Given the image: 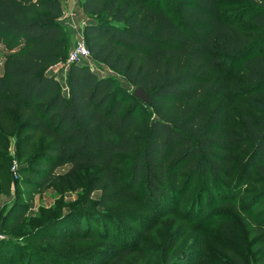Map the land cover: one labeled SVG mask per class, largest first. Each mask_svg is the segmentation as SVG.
<instances>
[{
    "label": "trees",
    "instance_id": "obj_1",
    "mask_svg": "<svg viewBox=\"0 0 264 264\" xmlns=\"http://www.w3.org/2000/svg\"><path fill=\"white\" fill-rule=\"evenodd\" d=\"M233 1L236 13L226 14L220 11L222 0H170L177 11L174 19L161 0H79L88 16L83 33L90 56L123 82L72 63L64 91L49 72L69 47L61 0H0V119L15 110L17 132L27 134L26 143L39 135L43 141L21 169L24 186L41 192L60 180L56 170L63 166L98 167L90 191L104 185L101 205L135 196L155 216L140 225L142 234L174 213L205 230L208 219L218 216L213 208H234L231 196L242 182L261 185L252 176L264 178V103L260 112L243 114L241 126L232 128L228 106L221 101L226 92L221 72L241 62L244 85L264 102V50L257 52L264 44V0ZM137 88L149 104L133 96ZM249 145H254L252 154L230 185L232 153ZM197 179L202 183L178 211ZM9 189V174L0 168V193ZM261 192L245 204L258 201ZM21 206L14 203L8 210L0 231L9 218L15 224L24 219ZM72 217L40 227L28 240L99 237L94 225H76L69 237L37 234ZM102 220L106 224L98 233L110 241L101 252L104 263L113 255L122 260L147 254L139 252L140 236L132 245L136 234L118 235L109 218ZM201 259L196 255L190 264ZM26 264H34L33 258Z\"/></svg>",
    "mask_w": 264,
    "mask_h": 264
},
{
    "label": "rangeland",
    "instance_id": "obj_2",
    "mask_svg": "<svg viewBox=\"0 0 264 264\" xmlns=\"http://www.w3.org/2000/svg\"><path fill=\"white\" fill-rule=\"evenodd\" d=\"M64 1L66 0H61V3L63 14H66L64 24L70 36L69 47L64 58L52 66L49 72L56 76L65 91L66 73L70 66L69 55L78 41L83 39L85 42L83 25L88 21V16L81 11L79 0H75L74 10L72 9L74 12L72 21L76 28L74 30L70 26L71 18L67 17L73 4L68 5ZM230 2L234 1L222 0L220 11L226 14L236 13L237 8L231 6ZM161 4L174 19H177V11L170 0H161ZM263 50L264 44L257 52ZM78 64L87 66L99 76H114L123 82V78L99 64L91 56ZM2 70L0 55V74ZM243 72L241 62L231 63L221 72L226 85V92L221 101L223 100L228 106L229 124L232 128L241 126L243 114L260 112L264 103L261 99L262 95H256L246 88L243 83ZM7 113L6 119H0V168L9 174L10 189L8 194L0 193V222L14 203L23 206L18 210H24L25 216L19 224L13 223V217L9 218L7 228L0 231V264H26L28 257L33 258L34 264H46L48 261L51 264H90L92 259L95 260V264H190L196 255H202L201 264H260L264 262V196L255 203L245 204L258 192L264 193V178L258 174H253L252 181L260 179L262 184L253 185L246 180L242 182L231 196L234 208H213L218 216L208 219L205 230H198L188 225L185 218H180L174 213L160 218L150 231L141 234L140 225L149 223L155 216L143 208L138 197L135 196L101 205L104 185L97 191H90V185L99 170L98 167L78 166L73 170L71 166H63L56 170L60 180L55 185L37 193L26 188L22 181L25 174L21 172V169H24L23 166L42 148V136L39 135L35 142L26 143L27 134L17 132L20 123L17 122V112L8 110ZM5 129H10L11 132L6 134ZM253 149L254 145H249L232 153L231 166L234 174L230 185L242 172ZM201 183V179H197L191 190L183 195L178 211H182L184 201L193 197L194 191ZM15 212L16 210L13 214ZM110 213L115 215L110 218L107 216ZM68 214L73 215L70 220L53 225L54 227L50 226L49 230L37 232V234L48 237L69 233V237L72 227L76 225H86V228L94 225L99 237L95 239L87 237L83 240L66 239L59 242L45 241L39 244L28 240L30 235L33 232L36 233L40 227L48 226L54 220L57 222ZM128 215L143 216V218L138 220ZM125 216L128 217L123 218ZM103 217L110 219L109 223L118 235L130 233L129 237L134 238L136 234L132 245L140 236L139 252L142 250L144 254H147L138 257L137 253L122 260L113 255L104 263L101 252L106 249L110 241L98 233V229L106 224V221L102 220ZM227 220L229 222L224 224Z\"/></svg>",
    "mask_w": 264,
    "mask_h": 264
},
{
    "label": "built area",
    "instance_id": "obj_3",
    "mask_svg": "<svg viewBox=\"0 0 264 264\" xmlns=\"http://www.w3.org/2000/svg\"><path fill=\"white\" fill-rule=\"evenodd\" d=\"M68 5L71 3V7L68 12H70L69 15H67L68 18H71L72 21V16L74 15V12L72 11V9L74 10V5H75V0H66L65 1ZM63 7V6H62ZM63 19H66V14H63ZM68 26V24H66ZM74 30L76 29L74 26V23L72 21L71 25H70ZM85 26V24L83 25ZM90 57V53L85 45V42L83 41V39H81L80 41L77 42L76 46L73 48V50L71 51L70 55H69V59L68 62L71 65L72 63H79L81 61H84L86 59H88Z\"/></svg>",
    "mask_w": 264,
    "mask_h": 264
},
{
    "label": "water",
    "instance_id": "obj_4",
    "mask_svg": "<svg viewBox=\"0 0 264 264\" xmlns=\"http://www.w3.org/2000/svg\"><path fill=\"white\" fill-rule=\"evenodd\" d=\"M133 96L141 99L144 103L149 104L148 96L145 93H143V91L141 89H139V88L135 89L133 92Z\"/></svg>",
    "mask_w": 264,
    "mask_h": 264
},
{
    "label": "crops",
    "instance_id": "obj_5",
    "mask_svg": "<svg viewBox=\"0 0 264 264\" xmlns=\"http://www.w3.org/2000/svg\"><path fill=\"white\" fill-rule=\"evenodd\" d=\"M65 2V1H64ZM82 11V10H81Z\"/></svg>",
    "mask_w": 264,
    "mask_h": 264
}]
</instances>
